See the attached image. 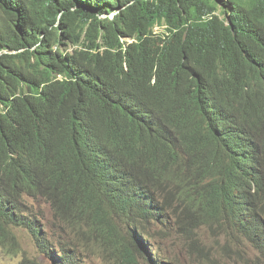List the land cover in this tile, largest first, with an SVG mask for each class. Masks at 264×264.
Returning <instances> with one entry per match:
<instances>
[{"label": "trees", "instance_id": "trees-1", "mask_svg": "<svg viewBox=\"0 0 264 264\" xmlns=\"http://www.w3.org/2000/svg\"><path fill=\"white\" fill-rule=\"evenodd\" d=\"M40 199L116 264L175 206L264 252V0H0V245L79 264Z\"/></svg>", "mask_w": 264, "mask_h": 264}, {"label": "rangeland", "instance_id": "rangeland-1", "mask_svg": "<svg viewBox=\"0 0 264 264\" xmlns=\"http://www.w3.org/2000/svg\"><path fill=\"white\" fill-rule=\"evenodd\" d=\"M155 30L158 32L162 27L156 26ZM31 202L35 204L40 211L39 215L55 234V244H74L72 246L78 253L79 264L119 262L114 247L101 246L79 237L70 225L60 223L55 218L50 205L45 200ZM186 222L184 209L181 206L173 207L169 211L168 221L156 227V239L149 241L152 254L155 255L157 250L159 258L170 264H264V254L251 246L238 233L225 230L217 224H206L193 234L188 231L187 226L184 227ZM14 231L19 239L20 249L15 254H10L0 245V264H21L24 256L38 260L41 264H54L38 250L29 230L14 228ZM135 257L141 258L136 253Z\"/></svg>", "mask_w": 264, "mask_h": 264}, {"label": "bare ground", "instance_id": "bare-ground-1", "mask_svg": "<svg viewBox=\"0 0 264 264\" xmlns=\"http://www.w3.org/2000/svg\"><path fill=\"white\" fill-rule=\"evenodd\" d=\"M90 75V74H89ZM88 78V77H87ZM86 79V78H85ZM172 95V94H171ZM178 95V94H177ZM170 96V95H169ZM206 96V95H205ZM177 97V96H176ZM119 98V97H118ZM98 103V102H97ZM99 106V105H98ZM101 106V105H100ZM96 108H97V106H96ZM122 108V107H121ZM101 109V108H100ZM211 109V108H210ZM185 113V112H184ZM121 115H122V113H120ZM129 113H127V115H128ZM116 116V115H115ZM125 116V115H124ZM119 118H121V117H119ZM112 119H114V118H112ZM128 119H130V118H128ZM116 120V119H115ZM133 120V119H132ZM138 120V119H137ZM102 121V120H101ZM107 121V120H106ZM105 122V121H104ZM134 122V121H133ZM106 123V122H105ZM104 123V124H105ZM110 123H111V121H110ZM115 124V123H114ZM106 125V124H105ZM107 125H109V124H107ZM122 125V124H121ZM124 125V124H123ZM126 125V124H125ZM100 126V125H99ZM127 126V125H126ZM125 127V126H124ZM109 128V127H108ZM112 128V127H111ZM198 128H200V127H198ZM101 130H103L102 128H101ZM110 130V129H109ZM100 131V130H99ZM107 132V131H106ZM122 132V131H121ZM129 132H130V128H129ZM128 132V133H129ZM131 132H132V130H131ZM94 133V132H93ZM103 133H105L104 131H103ZM98 134V133H97ZM129 135V134H128ZM96 136V135H95ZM105 136H106V134H105ZM108 136H109V134H108ZM119 136H120V133H119ZM123 135H121V137H122ZM130 136H132V135H130ZM101 137V136H100ZM135 137V136H134ZM137 137V136H136ZM102 138H104V137H102ZM118 138V137H117ZM123 138V137H122ZM128 138H126V141L128 142V140H127ZM133 139V138H132ZM117 140V139H116ZM120 140H122V139H120ZM134 140V139H133ZM140 140V139H139ZM88 141V140H87ZM86 142V141H85ZM137 142H138V140H137ZM144 142V141H143ZM89 143H91V142H89ZM123 143V142H122ZM86 144V143H85ZM95 144V143H94ZM104 144V143H103ZM111 144H113V143H111ZM121 144V143H120ZM125 144V143H124ZM127 144V143H126ZM142 144V143H141ZM141 144H140V146H141ZM147 144V143H146ZM130 145V144H129ZM149 145V144H148ZM204 145V144H203ZM85 146V145H84ZM88 146V145H87ZM123 146H125V145H123ZM101 147V146H100ZM108 147H110V146H108ZM128 147H130V146H128ZM145 148V147H144ZM89 149V148H88ZM111 149V148H110ZM128 149H130V148H128ZM104 150V149H103ZM123 150V149H122ZM126 150V149H125ZM139 150V149H138ZM148 150V149H147ZM105 151V150H104ZM115 151V150H114ZM118 151V150H117ZM149 151V150H148ZM210 151V150H209ZM112 152H113V150H112ZM120 152V151H119ZM129 152H131V151H129ZM133 152H135V150L133 151ZM141 153H142V151H140ZM125 153V152H124ZM141 153H139V154H141ZM151 153V152H150ZM153 153V152H152ZM133 154V153H132ZM123 155V154H122ZM130 155V154H129ZM156 155V154H155ZM90 156H91V154H90ZM143 156V155H142ZM145 156V155H144ZM108 157V156H107ZM143 158V157H142ZM113 159V158H112ZM117 159V158H116ZM120 159V158H119ZM118 159V160H119ZM129 159H131L130 158V156H129ZM140 159V158H139ZM153 159V158H152ZM156 159H158V158H156ZM141 160V159H140ZM109 161V160H108ZM111 161V160H110ZM137 161V160H136ZM147 161V160H146ZM150 161V160H149ZM171 161V160H170ZM116 162V161H115ZM120 162V161H119ZM133 162V161H132ZM148 162V161H147ZM121 163V162H120ZM141 164H143V163H141ZM145 164V163H144ZM147 164V163H146ZM155 164V163H154ZM134 165H135V163H134ZM138 165V164H137ZM157 165V164H156ZM153 167V166H152ZM117 168V167H116ZM144 168V167H143ZM140 169V168H139ZM144 169H148V168H144ZM244 169V168H243ZM262 169V168H261ZM141 170V169H140ZM139 171V170H138ZM152 171V170H151ZM153 171H154V169H153ZM159 171V170H158ZM148 172V171H147ZM163 173V172H162ZM116 174V173H115ZM142 174H143V172H142ZM141 174V175H142ZM118 175V174H117ZM147 175V174H146ZM146 175H145V177H146ZM149 175V174H148ZM152 176V175H151ZM147 178V177H146ZM149 178V177H148ZM156 179V178H155ZM149 180V179H148ZM151 180V179H150ZM155 181V180H154ZM155 183H157V182H155ZM164 185V184H163ZM21 188H22V186H21ZM189 189V188H188ZM186 190H187V188H186ZM187 192V191H186ZM190 195V194H189ZM188 195V196H189ZM193 195V194H192ZM213 196V195H212ZM194 197V196H193ZM204 200V199H203ZM207 201V200H206ZM209 201H210V199H209ZM213 201V200H212ZM228 202V201H227ZM189 203V202H188ZM191 203V202H190ZM207 202H205V204H206ZM221 204V203H220ZM219 204V205H220ZM189 205V204H188ZM193 205V204H192ZM191 205V206H192ZM230 205V204H229ZM228 205V206H229ZM227 206V205H226ZM187 207V206H186ZM214 209H216V208H214ZM213 210V209H212ZM188 211H191V209L190 210H188ZM216 213V212H215ZM234 215H235V213H234ZM83 217V216H82ZM194 217V216H193ZM217 217V216H216ZM222 217V216H221ZM188 218V217H187ZM260 218H261V216H260ZM85 219V218H84ZM190 219V218H189ZM203 219V218H202ZM224 219V218H223ZM239 219V218H238ZM90 220V219H89ZM88 220V221H89ZM208 220V219H207ZM221 220V219H220ZM242 220V219H241ZM84 221V220H83ZM216 221V220H215ZM204 222V221H203ZM206 222H208V221H206ZM195 224V223H194ZM198 224V223H197ZM200 224V223H199ZM203 224V223H202ZM194 226V225H193ZM191 228H193V227H191ZM109 236V235H108ZM147 241V240H146ZM145 244V246H146V248H147V245L148 244H150V242L149 241H147V242H145L144 243ZM164 247V246H163ZM13 253V252H12ZM147 254H148V256L150 257V256H152L151 254H150V252L147 250ZM153 256H154V254H153ZM151 259H152V257H150ZM156 258V257H155ZM154 259V258H153ZM157 260V259H156ZM168 260V259H167ZM155 264H158V260L156 261V263ZM165 264H170V262H168L167 263V261L165 262Z\"/></svg>", "mask_w": 264, "mask_h": 264}, {"label": "clouds", "instance_id": "clouds-1", "mask_svg": "<svg viewBox=\"0 0 264 264\" xmlns=\"http://www.w3.org/2000/svg\"><path fill=\"white\" fill-rule=\"evenodd\" d=\"M40 200H44V199H40ZM31 201H33V202H37V201H34V200H30V202ZM39 201V200H38ZM46 202V201H45ZM32 203V202H31ZM34 204V203H33ZM36 207V206H35ZM37 209V208H36ZM38 210V209H37ZM220 227H223V226H220ZM224 228V227H223ZM225 230H227L226 228H224ZM231 231V230H230ZM243 237V236H242ZM245 238V237H244ZM246 239V238H245ZM246 241L249 243V244H251L247 239H246ZM101 246H105V247H107V245L106 244H101ZM251 246H253L252 244H251ZM254 247V246H253ZM254 248H256V247H254ZM257 250H259L258 248H256ZM260 251V250H259ZM261 253H263L264 254V252L263 251H260Z\"/></svg>", "mask_w": 264, "mask_h": 264}]
</instances>
